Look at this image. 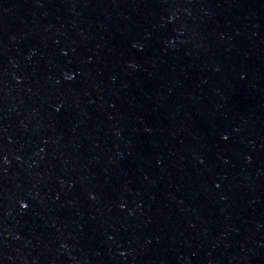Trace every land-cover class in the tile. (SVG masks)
Listing matches in <instances>:
<instances>
[{"label":"water","instance_id":"obj_1","mask_svg":"<svg viewBox=\"0 0 264 264\" xmlns=\"http://www.w3.org/2000/svg\"><path fill=\"white\" fill-rule=\"evenodd\" d=\"M0 264H264V0H0Z\"/></svg>","mask_w":264,"mask_h":264}]
</instances>
